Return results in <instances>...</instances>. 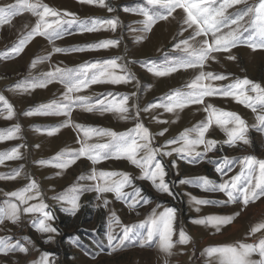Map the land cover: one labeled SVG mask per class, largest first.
<instances>
[{
	"label": "rangeland",
	"instance_id": "374dc122",
	"mask_svg": "<svg viewBox=\"0 0 264 264\" xmlns=\"http://www.w3.org/2000/svg\"><path fill=\"white\" fill-rule=\"evenodd\" d=\"M191 260L264 264V0H0V264Z\"/></svg>",
	"mask_w": 264,
	"mask_h": 264
},
{
	"label": "built area",
	"instance_id": "2783aa9c",
	"mask_svg": "<svg viewBox=\"0 0 264 264\" xmlns=\"http://www.w3.org/2000/svg\"><path fill=\"white\" fill-rule=\"evenodd\" d=\"M197 255H198V257H199V253H198ZM190 262H191V264H198V262L195 261V260H191Z\"/></svg>",
	"mask_w": 264,
	"mask_h": 264
},
{
	"label": "bare ground",
	"instance_id": "6f19581e",
	"mask_svg": "<svg viewBox=\"0 0 264 264\" xmlns=\"http://www.w3.org/2000/svg\"><path fill=\"white\" fill-rule=\"evenodd\" d=\"M232 227V226H231ZM235 233V232H234ZM239 233V232H238ZM234 235V234H233ZM232 236V235H231Z\"/></svg>",
	"mask_w": 264,
	"mask_h": 264
},
{
	"label": "snow or ice",
	"instance_id": "6c2138e0",
	"mask_svg": "<svg viewBox=\"0 0 264 264\" xmlns=\"http://www.w3.org/2000/svg\"><path fill=\"white\" fill-rule=\"evenodd\" d=\"M172 211H174V210H172Z\"/></svg>",
	"mask_w": 264,
	"mask_h": 264
}]
</instances>
